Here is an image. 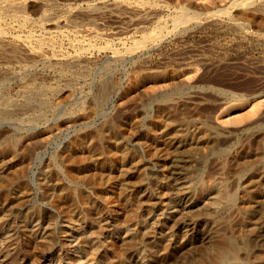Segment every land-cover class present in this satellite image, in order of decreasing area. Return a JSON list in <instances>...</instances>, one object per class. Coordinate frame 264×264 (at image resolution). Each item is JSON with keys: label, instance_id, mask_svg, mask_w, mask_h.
Segmentation results:
<instances>
[{"label": "rangeland", "instance_id": "374dc122", "mask_svg": "<svg viewBox=\"0 0 264 264\" xmlns=\"http://www.w3.org/2000/svg\"><path fill=\"white\" fill-rule=\"evenodd\" d=\"M90 2L23 0V12L38 18L46 8V35L71 30L95 49L77 56L61 38L54 56L45 49L39 59L21 43L1 46L0 97L16 103L30 83L53 91L0 117V144L37 135L5 161L4 184L22 185L26 196L0 215V264H194L218 238L234 252L218 264H264V0ZM15 21L0 18V27L16 33ZM132 38L143 39L140 48L129 47ZM168 125L198 140L177 180L161 135ZM113 137L117 152L107 147ZM79 164L84 177L73 173ZM49 171L61 189L46 196Z\"/></svg>", "mask_w": 264, "mask_h": 264}, {"label": "bare ground", "instance_id": "6f19581e", "mask_svg": "<svg viewBox=\"0 0 264 264\" xmlns=\"http://www.w3.org/2000/svg\"><path fill=\"white\" fill-rule=\"evenodd\" d=\"M25 1V0H24ZM104 1L105 0H91V2L89 3V6L90 7H98L97 5L98 4H101L103 3L104 4ZM131 1V0H130ZM138 1V0H137ZM89 2V1H88ZM153 2V1H152ZM87 3V2H86ZM132 3V2H131ZM140 3V2H139ZM76 4V3H75ZM102 4V6H104ZM113 4V3H112ZM47 5V4H46ZM51 5V4H50ZM63 5V4H62ZM66 5V4H65ZM64 5V6H65ZM108 5V4H107ZM109 5L111 6V2L109 3ZM117 5V4H116ZM125 5V4H124ZM147 5V4H146ZM156 5V3H155ZM45 6V5H44ZM59 6V5H58ZM106 6V5H105ZM50 7V6H49ZM62 7V6H61ZM69 4H68V7L67 5L62 8L63 12L64 13H68L69 10ZM72 7V6H71ZM88 7V6H87ZM101 7V6H100ZM120 7V6H119ZM132 7V6H131ZM25 8V7H24ZM60 8V7H59ZM118 8V7H117ZM130 8V7H129ZM165 8V7H164ZM57 9V8H56ZM87 9V8H85ZM96 9V8H95ZM99 9V8H98ZM116 9V8H115ZM91 10V9H90ZM93 10V8H92ZM101 10V9H99ZM142 10V9H141ZM145 10V9H144ZM152 10V9H150ZM180 10V9H179ZM104 11L101 10V12ZM107 11V10H106ZM160 11V9H159ZM183 11V9H182ZM181 11V12H182ZM186 11V10H185ZM179 12V11H178ZM179 13L182 14V13ZM187 12V11H186ZM222 12V11H221ZM55 13V12H54ZM184 13V11H183ZM63 14V13H62ZM193 14V13H192ZM190 14H187V16L189 15L188 18H191ZM145 15V13H144ZM185 16V13L183 14ZM182 15V16H183ZM12 17V19H15L16 21V25H17V32L16 33H12V34H7L6 31H5V27L4 25L0 27V49H1V46H4V44L6 43H11L12 44H17V43H21L22 45L20 46H23V49L26 53H30L32 54V56H34L35 58H43L46 59L48 58L49 56H45L44 54V50H48L49 54L50 55H53L55 54V52H57V44H58V40H60L61 38H66L68 39V42H69V46L70 48H72V50L75 52L74 54H76L77 56L82 54V52L84 51V49L86 48H92V49H95V45L94 44H88L87 46H85L84 48V45L81 41L80 38H77L76 36H74L73 34H75L73 32V34H71V30H66V29H54L53 31L51 30V34L48 33L46 35L45 33V28H44V21L45 20H50V15H49V12L48 10L45 8H43V10H41V14L38 18H29L26 16V14L23 12V0H0V18L3 20V17ZM161 16V15H160ZM197 16V15H196ZM32 17V16H31ZM62 17V16H61ZM159 17V16H158ZM162 17V16H161ZM68 18V17H67ZM165 18V17H164ZM187 18V19H188ZM91 19V17H90ZM88 19V20H90ZM162 18H158L156 20L157 23L159 22H162L161 20ZM178 19V18H176ZM181 20V17L179 18ZM9 20V19H8ZM66 20V19H65ZM93 20V19H92ZM193 20V19H192ZM69 21V20H68ZM76 21V20H75ZM73 21V22H75ZM175 21V23L177 22L176 20H173ZM7 22H10V21H7ZM72 22V21H71ZM182 21H179L178 23H180ZM65 23H67V21H65ZM93 23V22H92ZM156 23V24H157ZM174 23V22H172ZM9 24V23H7ZM156 24H155V27H156ZM11 25V24H10ZM69 25V24H68ZM77 25H78V22L75 24H72L71 28L74 29V28H77ZM183 25V24H182ZM14 26V25H13ZM158 26V25H157ZM159 26H161L159 24ZM10 27V26H9ZM69 27V26H68ZM152 27V26H151ZM16 28V27H15ZM70 28V27H69ZM154 28V27H152ZM151 28V29H152ZM58 29V30H57ZM94 29V28H93ZM158 31V28H156ZM162 29V28H161ZM159 29V30H161ZM77 30V29H76ZM97 30V29H96ZM95 30V31H96ZM95 31H91L94 35L97 36V32ZM152 31V30H151ZM47 32V31H46ZM87 32V31H86ZM90 33V32H89ZM100 33V32H99ZM128 33V32H127ZM144 33V32H143ZM151 33V32H150ZM156 33V32H155ZM103 34V33H102ZM101 34V35H102ZM133 34V33H131ZM130 34V35H131ZM138 34V33H137ZM154 34V32H153ZM86 35V34H85ZM84 35V36H85ZM91 35V37H92ZM100 35V34H98ZM100 35V36H101ZM135 35V34H134ZM147 35H149L147 33ZM146 34H144V36L147 37ZM151 35V34H150ZM157 35V34H156ZM84 36H82L84 38ZM87 36V35H86ZM90 37V35H88ZM95 36V37H96ZM124 36V35H123ZM122 36V37H123ZM140 36V35H139ZM155 36V35H154ZM120 37V36H119ZM118 37V38H119ZM127 37V36H126ZM130 37V36H129ZM149 37V36H148ZM82 38V39H83ZM86 38V37H85ZM94 37H92L91 39H93ZM98 38V37H97ZM120 39V38H119ZM149 39V38H148ZM86 40V39H85ZM88 40V39H87ZM90 40V38H89ZM97 40V39H96ZM132 40L131 41V46L129 44V47L131 48L132 47V44H133V47L131 48L133 50V48L135 47H138V42H141L143 39H130ZM147 40V39H146ZM118 41V40H117ZM65 42V41H64ZM63 42V43H64ZM84 42V41H83ZM89 42V41H88ZM96 42V41H94ZM110 42V41H109ZM121 42V41H120ZM123 42V41H122ZM125 42V41H124ZM145 42V40L143 41V43ZM62 44V43H61ZM10 45V44H8ZM59 46H61L60 44H58ZM118 45V44H117ZM100 46V45H99ZM122 46H123V43H122ZM135 46V47H134ZM140 46V45H139ZM19 47V46H18ZM101 47V46H100ZM105 49L110 48V44L109 43H105V46H103ZM101 47V48H103ZM112 47V46H111ZM128 48V45L126 46ZM22 48V47H21ZM118 48V46H117ZM140 48V47H138ZM137 48V49H138ZM59 49V48H58ZM98 49V48H97ZM126 49V48H125ZM124 49V50H125ZM9 50V49H8ZM14 50V47H12V51ZM85 50V51H86ZM115 51L113 52H116V49L114 48ZM120 49H118L119 51ZM122 50V49H121ZM123 50V51H124ZM127 50V49H126ZM11 51V52H12ZM69 51V50H68ZM112 51V50H111ZM10 52V53H11ZM67 52V51H66ZM91 52V51H89ZM125 52V51H124ZM14 53V52H13ZM119 53V52H118ZM58 54V53H56ZM63 54V53H62ZM70 54V53H69ZM117 54V53H116ZM24 55V54H23ZM114 55V54H113ZM26 56V55H25ZM24 56V57H25ZM62 56V55H61ZM60 56V57H61ZM65 56V55H64ZM63 56V57H64ZM68 56V55H67ZM86 56V55H85ZM59 57V56H58ZM70 57V56H69ZM75 57V56H73ZM31 58V57H30ZM62 58V57H61ZM68 58V57H67ZM83 58V57H82ZM85 58V57H84ZM83 58V59H84ZM50 59V58H49ZM53 59V57H52ZM80 60V59H79ZM40 61V60H38ZM46 61V60H45ZM56 61V60H54ZM65 61V60H64ZM74 61V60H73ZM78 61V60H77ZM76 61V62H77ZM70 62V61H69ZM72 62V61H71ZM49 63H51L49 61ZM58 63V61H57ZM63 63L62 61L60 62V64ZM65 63V62H64ZM33 64V63H32ZM76 64V63H75ZM74 64V65H75ZM44 65V64H43ZM49 65V64H48ZM51 65V64H50ZM54 65V64H52ZM70 63H66L65 66L61 67V68H57V70H59L62 74H64L65 70L67 68H69L70 66ZM34 66V65H33ZM46 66V65H45ZM77 66V65H76ZM81 66V65H80ZM26 67V66H25ZM31 67V66H30ZM29 67V69H30ZM75 67V66H73ZM72 67V68H73ZM79 67V66H78ZM87 67V66H86ZM24 70H26L25 68H23ZM75 69V68H74ZM80 69V68H79ZM78 70V69H77ZM37 71V70H36ZM79 71V70H78ZM84 71V70H83ZM77 72V71H76ZM75 73V72H74ZM82 74V72H81ZM30 76V75H29ZM152 77V76H151ZM2 78V77H1ZM1 78H0V82H1ZM19 79V78H18ZM37 79V78H36ZM152 80V79H150ZM162 83V82H161ZM20 86V85H19ZM60 86V85H59ZM148 86V85H147ZM150 86V85H149ZM152 86H154L152 84ZM151 87V86H150ZM51 87H48V86H45V85H41V84H35V83H30V84H27L25 86L22 87V89L20 90V95H21V100L20 101H15L16 103H13L14 101H11L9 98H6L5 96H2L0 97L1 100H3V106H0V117L2 118H5L7 116H9L11 114L12 111H16L15 110H12L10 109L9 107L10 106H13L14 108H17V109H26V108H32V107H35L37 105H42L44 103V98H42V94H44V92L46 93L47 90H50ZM3 90V88H2ZM51 90L53 91V88H51ZM19 91V90H18ZM51 91V92H52ZM7 92V91H6ZM4 95V94H3ZM62 99V98H61ZM14 100V99H12ZM36 101L34 104L33 102ZM1 103V102H0ZM1 105V104H0ZM46 106V105H45ZM44 106V107H45ZM23 111V110H21ZM18 114V113H16ZM68 121V118H65L64 119V122H67ZM166 124V123H165ZM32 126V125H31ZM167 127V126H166ZM180 128V127H179ZM183 128V127H181ZM190 129H178L173 127L172 125L167 127V130H165V132H163L161 135H162V141L163 143L165 144V146L167 147L168 151L169 152V159H168V162L170 163L171 165V168L173 169V173L174 174V179H179L182 175L185 174V171H187V167H188V160H189V156L191 155L192 151L198 146V140L197 139H191L190 138ZM197 131V129H196ZM48 130H45V131H42L41 133V137H47V134H48ZM208 134V133H207ZM39 136V135H38ZM188 136H189V139H188ZM40 137V138H41ZM118 137V136H117ZM35 138H37V135L33 134V133H27L21 137H12L10 139H8L6 142L4 143H1L0 144V190L4 191V193L1 195V200H0V215H5L7 213H10L11 210H15L16 208L19 207V204L23 201L24 197L26 196L25 194V189L22 185H16V182L10 180V182L8 183V186H6L4 184V181L6 180L7 176H8V173L11 171L10 170V164L8 167L5 166V161H14V158L16 156V153L18 152L19 150V144L20 142L22 141H30V140H36ZM120 143L119 140H117L116 137H113L109 143L107 144V147L109 148V151H118L120 150ZM30 145V144H29ZM163 145V144H162ZM203 145V144H202ZM21 148V147H20ZM25 148V147H24ZM165 148V147H164ZM166 149V150H167ZM68 150V149H67ZM97 150V149H96ZM89 151H91L89 149ZM92 152V151H91ZM106 153V152H105ZM80 154V153H79ZM194 154V153H193ZM23 155V154H22ZM21 155V156H22ZM67 155V154H66ZM92 157H98V154L97 153H92ZM9 159V160H8ZM18 159V158H17ZM136 161V160H135ZM135 161H130L131 162V165L136 163V162H139V160H137L136 162ZM129 162V163H130ZM26 163V162H25ZM140 164V163H139ZM24 166V165H23ZM126 167V166H125ZM9 168V170H8ZM74 168V167H73ZM128 169V168H127ZM169 169V168H168ZM46 170H49L46 169ZM120 170V169H119ZM129 170V169H128ZM12 172V171H11ZM48 172V171H47ZM106 172V171H105ZM52 173V172H51ZM50 171L48 174H45V192L46 193L45 195L46 196H50V194L54 193L55 191L57 192L58 190L61 189L60 185H59V179L57 177V175L54 173L51 174ZM73 173L75 174V176H78V177H81L87 173V171L84 169V165L83 164H79L78 166H76L74 169H73ZM90 173V172H89ZM88 173V174H89ZM20 174V173H19ZM24 174V173H22ZM92 174V173H91ZM103 174V173H102ZM21 175V174H20ZM44 176V175H42ZM74 176V175H73ZM87 176V175H86ZM185 176V175H184ZM183 176V178H184ZM132 177V176H131ZM42 178V177H41ZM170 178V177H169ZM182 178V179H183ZM105 179V178H104ZM128 180V179H127ZM93 181V180H91ZM125 181V180H124ZM180 181V180H179ZM6 182V181H5ZM43 183V182H42ZM123 183V182H122ZM121 183V184H122ZM126 183V182H125ZM44 184V183H43ZM3 185H5L6 187H4ZM202 185V184H201ZM64 186V185H63ZM255 186V185H254ZM180 187V186H179ZM42 189V188H41ZM44 189V188H43ZM255 190V189H254ZM68 191V190H66ZM222 191V190H221ZM216 192V191H215ZM143 193V192H142ZM178 193V192H177ZM183 193V191H182ZM190 194V193H189ZM183 195V194H182ZM220 197V196H219ZM224 198V197H223ZM46 201V200H45ZM48 201V200H47ZM50 201V200H49ZM52 201V200H51ZM259 201V200H258ZM257 201V202H258ZM221 202V201H220ZM219 202V203H220ZM252 200H249L248 199V202L247 204L251 207L253 205H251L252 203ZM255 203V202H254ZM248 206V207H249ZM208 207V206H206ZM254 208V207H253ZM205 209V208H203ZM255 209V208H254ZM260 209V208H259ZM70 212V211H69ZM202 213V212H201ZM211 213V212H210ZM11 214V213H10ZM259 214V213H258ZM211 215V214H210ZM260 216V215H259ZM258 216V217H259ZM257 217V218H258ZM2 218V217H1ZM6 218H7V215H6ZM9 218V217H8ZM4 219V218H3ZM205 219H209V215H205ZM253 220V219H252ZM36 221V220H35ZM261 222V221H260ZM263 222V221H262ZM171 223V222H170ZM187 224V223H186ZM261 224V223H260ZM170 225V224H169ZM208 226V225H207ZM95 230V229H94ZM141 230V229H140ZM11 231V230H10ZM86 231V230H85ZM211 230H209L210 232ZM46 232V231H45ZM25 233V232H24ZM88 233V232H87ZM208 233V232H207ZM212 233V232H211ZM39 234V233H38ZM187 234V233H186ZM38 236V235H37ZM43 236V235H42ZM77 236V235H76ZM209 236V235H208ZM212 238V236H209ZM215 237V236H214ZM43 238V237H42ZM216 238V237H215ZM48 239V238H47ZM128 239V238H127ZM134 237L131 236L129 237L128 240H125V243L126 241L128 242L129 240H133ZM207 239V238H206ZM209 239V238H208ZM46 240V239H45ZM50 240V239H49ZM227 239H222V238H218V239H212V240H209V243L210 244V247H209V253H207L206 255H204V258L202 259V261H199V262H196L194 264H218L220 262H223L225 260H227L228 258H230L231 256L234 255V252L232 250V246L230 244V242L226 241ZM1 242V241H0ZM208 242V241H207ZM232 243V242H231ZM45 245V244H44ZM136 245V244H135ZM200 246V245H198ZM45 248V246H43ZM42 247V248H43ZM122 247V246H121ZM240 247V245H239ZM242 247V246H241ZM119 248V247H118ZM238 246H236L235 249H237ZM127 250V248H125ZM120 250V249H118ZM35 251V250H34ZM204 251V250H203ZM235 251V250H234ZM237 251V250H236ZM204 253V252H203ZM240 253V252H239ZM121 254V253H120ZM185 254V253H184ZM37 255V254H36ZM250 255V254H249ZM248 255V256H249ZM252 255V254H251ZM157 257V256H156ZM243 257V256H242ZM252 257V256H251ZM84 258V257H83ZM135 258V257H134ZM189 258V256H188ZM187 258V259H188ZM250 259V258H249ZM252 259V258H251ZM250 259V260H251ZM189 260V259H188ZM17 261V260H16ZM171 261V260H170ZM167 263V262H166ZM142 264V263H141ZM233 264V263H232Z\"/></svg>", "mask_w": 264, "mask_h": 264}]
</instances>
